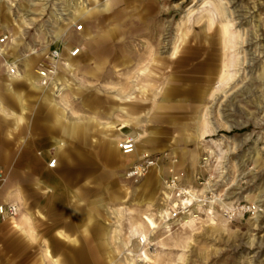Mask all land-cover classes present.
Returning a JSON list of instances; mask_svg holds the SVG:
<instances>
[{"label": "rangeland", "instance_id": "rangeland-1", "mask_svg": "<svg viewBox=\"0 0 264 264\" xmlns=\"http://www.w3.org/2000/svg\"><path fill=\"white\" fill-rule=\"evenodd\" d=\"M11 1L16 6L0 0V8L7 7L11 20L34 16L27 19L28 24H20V55H28L24 60L28 69L35 71L42 55L50 50L44 47L54 44L53 28L65 27L63 38L70 35L62 38L65 47L77 43L82 47L75 60L74 82L58 99L67 115H74V122L90 115L86 121L92 138L77 142L87 156L86 165L75 161L69 176L75 179L87 166L92 176L87 184L90 193L96 192L98 181L104 184L105 218L119 230L113 237L117 257L111 264H126L127 260L133 264H264V0H208L221 7V16L227 12L235 36L244 32L249 39L243 48L230 44L229 49L224 48L221 28L225 18L214 15L209 6L203 8L205 0H122L110 10L92 15V7L108 0H84L89 12L84 19L80 15L73 20L51 18L53 3L42 9L31 6L32 0ZM31 9L33 14H29ZM211 17L214 24L210 25ZM76 23L84 24V36H77ZM177 42L182 43L186 56L169 61ZM191 53L196 58H189ZM224 61L231 64L228 71L233 76L222 88L226 94L216 91L215 79L208 83L206 78L208 64L218 68ZM27 76L36 74L29 69ZM0 81L7 80L0 76ZM10 88L24 99L25 119L15 128L0 112V127L10 138L15 137L13 129L34 131L30 137L51 149L54 134L43 133L50 109L44 96L55 95L53 89L39 90L19 81ZM205 88L214 94L201 98ZM13 89L3 91L2 104L7 110L21 111ZM131 97L134 102L126 101ZM98 122L103 123L107 139H116L118 145L140 131L143 138L138 152L126 155L121 147L117 152L110 144L106 155L100 148L103 135ZM108 122H114L115 129L122 124L127 127L110 132ZM204 122L209 127L203 138ZM145 149L152 151L155 164L143 176L132 177L129 172ZM177 161L190 175L189 184L207 186L208 195L248 205L249 211L230 218L218 210L223 217H207L206 207L195 211L199 219L190 225H184L183 219L162 223L157 212L166 204L164 181ZM12 168L17 172L38 170L36 166H0V184ZM150 218L157 221V228H152ZM132 226L146 233L150 245L138 242L141 232L133 236ZM144 250L151 260L143 258ZM88 259H93L90 253Z\"/></svg>", "mask_w": 264, "mask_h": 264}, {"label": "crops", "instance_id": "crops-1", "mask_svg": "<svg viewBox=\"0 0 264 264\" xmlns=\"http://www.w3.org/2000/svg\"><path fill=\"white\" fill-rule=\"evenodd\" d=\"M33 5L44 9L41 4L31 3ZM0 12V29L9 30L13 36L20 34L22 20H11L7 7L2 6ZM22 43L23 40H16L17 45L8 49V62L14 68L19 59L23 68H15L14 74H8L7 81H0V112L15 128L24 122L25 103L21 93L10 88L12 82H26L32 88L44 90L38 87L36 77L27 76L28 70L33 69L27 68L25 57L20 55ZM5 89H13L21 111L7 110L2 104ZM44 100L50 109L49 125L43 133L54 134L51 149L45 142L30 137L34 131L13 129L11 134L15 137L10 138L9 132L0 127V166L38 168L34 173L27 168H22V172L12 168L0 184V204L19 203L22 208L15 219H0V264H104V261L111 264L116 260L117 250L113 244L114 228L110 218H105L104 184L98 181L96 192L90 193L87 184L92 176L87 166L79 170L75 179L69 176L75 161L86 165L83 162L87 161V156L81 151L80 143L92 138L86 121L90 115L74 122V115L73 118L67 115L68 111L60 107V100L50 94H46ZM97 125L99 133L105 137L101 139L100 148L107 155L111 143L105 136L103 123ZM52 159L55 164L51 167ZM115 195L111 193L112 197ZM89 253L92 261L88 259Z\"/></svg>", "mask_w": 264, "mask_h": 264}, {"label": "bare ground", "instance_id": "bare-ground-1", "mask_svg": "<svg viewBox=\"0 0 264 264\" xmlns=\"http://www.w3.org/2000/svg\"><path fill=\"white\" fill-rule=\"evenodd\" d=\"M6 2H10V4H12V6H16V3L15 2H12L11 0H5ZM95 3H99V0H94ZM118 1L119 0H108V2H106L105 4L101 5V4H96L94 7H92L91 9H93L90 14H97L101 11H108L110 10L112 7H114L116 4H118ZM58 2H62V3H58V4H55L54 7L55 9H58L60 8V6L62 8L64 7H70L72 9L73 12H76L77 14L74 15L73 17H71L70 19L73 20V19H78L80 18L82 15V18L84 19V17L86 16L87 14V11L89 12L88 9V3L85 4L84 0H59ZM41 4L42 6H44V9L47 7L48 5V0H32V4ZM221 5V4H220ZM206 6H209L212 8L213 10V14L216 15V16H220V18H225V20H223L221 22V28H222V34H223V40L225 42L224 44V48H228L229 49V46L230 44H232V46L234 45H238V44H242V48L244 47V44L248 43V40L246 38H244V35L245 33L244 32H240L238 35L235 36L234 32L232 31V22L227 14V12H224L221 16V12H220V9L221 7L219 8L215 3H212L211 1H208V0H205L204 2V5H203V8L206 7ZM65 9V8H64ZM29 14H33V11L31 9V12ZM24 15V14H23ZM55 18L57 19H63V18H59V17H56L54 16ZM53 16H51V18H54ZM17 19V18H16ZM19 20H22L23 23H27V19H31V18H28L27 16H23V18H18ZM65 19V18H64ZM68 19V18H67ZM82 19V20H83ZM81 20V21H82ZM222 20V19H221ZM84 21V20H83ZM70 23V22H67V24ZM28 24V23H27ZM80 23H76L75 25H78ZM211 24H214V19L211 17L210 18V25ZM56 27V26H54ZM65 27L62 25L60 26L58 29L57 28H53L52 32H53V36H54V40H53V43L54 44H50V45H55V46H60L61 47V50H62V57L59 58L58 60V71L56 72V80H57V83L55 84L56 85V90H53V92L55 93V95H53L57 100L59 96L63 95V92L65 89H68L70 88L71 84L74 82L73 80V74H74V65H75V60L78 59L80 57V55L78 57H72L71 56V53L69 51V49L67 47H65L64 44H61L62 43V38H63V35H65ZM21 32L22 30H20V34H17L15 36H13L11 33H10V40L8 42V49H11V47L13 46H16V40H23L22 39V35H21ZM76 32V31H75ZM77 36L78 37H82L84 36L81 32H76ZM70 36V35H69ZM69 36L67 37H64L65 39L68 38ZM63 38V39H64ZM182 38V37H181ZM239 39H241V41H239ZM79 40V39H78ZM82 40V39H81ZM181 39L178 40V42L180 41ZM252 40V39H251ZM177 43H175V46H174V50L173 52H171V57H169V59L167 60H171L173 62H177V61H181L182 59L185 58V54L186 52H183L181 47H182V43H183V40H182V43L179 45ZM252 42V41H251ZM80 43V42H79ZM178 44V45H177ZM78 47H80L82 49V47L77 43ZM199 46L197 45L196 48H198ZM241 47V46H240ZM31 49H35V48H31ZM44 49H49L47 46L46 48L44 47ZM81 53H82V50H81ZM189 53V52H188ZM187 53V54H188ZM190 55V54H189ZM188 55V56H189ZM25 56H28V55H25ZM25 56H23L22 58H24ZM192 53H191V56H189V58H194L192 57ZM196 58V57H195ZM246 58L244 57L243 58V63L246 62L245 60ZM92 63V62H91ZM232 63V62H231ZM208 64V63H207ZM231 64L224 61L223 62V65L221 63V65L217 68V67H214V66H211L210 64H208L206 66V70H208L207 72V75H206V78L209 80L208 83H210L212 81V79H215V82H216V85H215V88H216V91H223L224 94H226V91L225 90H222V88L226 87L228 84H229V81L232 79L233 76L230 75V72L228 71L229 68H230ZM15 72V69L12 68L11 66H9V74H14ZM33 72L36 74V79H37V84H38V74L33 70ZM211 80V81H210ZM39 86V85H38ZM44 89V88H42ZM227 89V88H226ZM45 90V89H44ZM210 94H214L212 92V89L210 88H205L204 90L201 91L200 93V96L201 98H205L207 95L210 96ZM165 96H167V92L164 93ZM215 96V95H214ZM211 97V96H210ZM215 98V97H214ZM215 100V99H214ZM54 101V100H53ZM126 101L128 102H134L133 100V97H131L130 99L128 98ZM161 107L163 108L164 107V104L161 105ZM117 110L120 109V110H123L124 112H127L128 113V110L126 108H116ZM207 114V113H206ZM70 123V122H69ZM106 123V122H105ZM115 123L114 122H108V128H109V131L112 132V131H115V130H121L125 127H127L126 125H120V127L118 129H115L116 126L114 125ZM209 127V124L207 122H204L203 123V126H202V137L204 138V135L208 132L207 128ZM215 128H218V126H215ZM220 127V125H219ZM222 127V126H221ZM211 132V131H210ZM123 135V134H122ZM131 136V135H130ZM127 138H132L133 141L135 142L134 144V149L133 151L136 153L138 152V142L140 140V138H143L142 136V133L139 131V132H136V133H133L132 134V137H127ZM111 145H113L115 148L116 146L118 145V142L116 141V139H112L111 140ZM120 144L119 143V147L117 146V150L120 148ZM152 151H150L149 149H145V150H142L140 152V157L144 156V155H147V154H150ZM176 165L177 167L175 168V170H172V173L173 172H179V171H184V175H185V180L187 182H191L192 180H190V175L188 174V172L186 171V169L184 168V166H182L181 164V161L180 162H176ZM192 183V182H191ZM207 186H205V188L203 189H194V193L196 195H199V193L201 194H205V192L207 191ZM165 198L166 200H168L169 198V194L167 192H165ZM195 195V197H196ZM217 200V199H216ZM187 201H190L189 198H187ZM191 202V201H190ZM221 206H228L230 204H232L234 201H224V200H220L219 201ZM214 202H211V204L209 205V207L207 208L206 210V215L207 217L210 215H214L217 217V215H220L222 216L217 209V206L216 204H214ZM171 207L175 208V201L174 200H170L169 203H168ZM220 206V205H219ZM197 208H199V210H203V204L202 203H198L197 204ZM133 211V210H132ZM158 215H159V219L160 221L163 223V221L165 220V217L166 215H169L171 212L169 211V207H161L160 210H158ZM223 217V216H222ZM198 217L195 216L194 214H190V215H187L183 218L182 220V223L184 222V225H190L192 222H197L198 221ZM150 225H152V228L155 229L157 228L158 224H157V221H155L154 219L150 218ZM163 220V221H162ZM166 221V220H165ZM169 222H164L165 225H167ZM133 227V226H132ZM139 231L137 229V227H133V230L131 231L132 235L135 236L136 234H138ZM130 233V234H131ZM111 234V233H110ZM113 237H115L117 234H119V230L117 228L113 229ZM112 236V235H110ZM139 237V240L138 242H146L147 241V238H146V233L145 232H141L140 235L138 236ZM149 239V238H148ZM148 242V241H147ZM152 242V241H151ZM112 244V243H111ZM148 244L150 245V243L148 242ZM143 249V248H142ZM152 251V249H151ZM145 258L146 260H151L152 258L150 257V253L147 251V250H144L142 253H141ZM134 260V259H133ZM143 261V260H142ZM145 261V260H144ZM153 261V260H152ZM152 263V262H151ZM126 264H133V262L131 263L130 260H127V263Z\"/></svg>", "mask_w": 264, "mask_h": 264}, {"label": "built area", "instance_id": "built-area-1", "mask_svg": "<svg viewBox=\"0 0 264 264\" xmlns=\"http://www.w3.org/2000/svg\"><path fill=\"white\" fill-rule=\"evenodd\" d=\"M58 4L56 0H48V4ZM62 3V2H59ZM52 10H54V16L59 18H65L70 19L73 17V11L68 6L62 8L55 9L54 6H52ZM52 13V11L50 12ZM53 14V13H52ZM55 18V17H54ZM75 31L76 32H83L84 31V24L80 23L78 25H75ZM10 40V32L9 30H1L0 29V76H3L6 80H8V74H9V59H8V42ZM37 50H34L33 52H38V48H35ZM49 51L44 53L42 55V59L38 62L35 72L38 74V85L42 86L44 88H52L53 90H56V72L58 71V60L62 57V50L60 46L50 45ZM72 57H78L81 54V48L78 46H72L71 48H68ZM17 65L14 66V69L21 68L20 60L18 59L16 62ZM135 142L132 138H127L122 141L120 144L121 149L123 150V153L128 155L133 153ZM155 159L152 157L151 154H147L141 157V160L134 164V166L130 170V174L132 177H140L147 173L148 169L155 164ZM52 167L55 164V159H52V161L49 163ZM184 171L179 172H171V174L165 179L164 181V188L165 192L169 194L168 200L165 199V207H169V211L171 212L169 215H166L164 222H170L172 220H178L183 219L185 216L194 214L195 211L199 210L197 208L198 203L203 204V209L206 207H209L211 202H214L216 204L217 209L222 211L223 214L226 216L233 218V216L236 213H242L245 214L249 211L248 205H242L240 202L237 203V205H234V202L228 206H221L220 200H223L221 197L216 196L215 194L208 195V191L205 192V194L199 193V195H196L194 193V189H203V187H195L193 184H189L185 180V175L183 174ZM198 183L200 185H204L203 182L200 181V178H198ZM207 190V189H206ZM196 195V197H195ZM187 198L190 199V201H187ZM217 199V200H216ZM170 200L175 201V208L171 207L168 203ZM220 205V206H219ZM21 205L19 203H2L0 204V219L3 221H11L18 217L21 213ZM222 215V214H221ZM196 216V215H195ZM223 216V215H222ZM198 217V216H197Z\"/></svg>", "mask_w": 264, "mask_h": 264}]
</instances>
